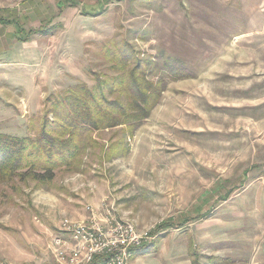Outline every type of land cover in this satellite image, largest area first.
<instances>
[{"label": "rangeland", "instance_id": "374dc122", "mask_svg": "<svg viewBox=\"0 0 264 264\" xmlns=\"http://www.w3.org/2000/svg\"><path fill=\"white\" fill-rule=\"evenodd\" d=\"M119 56L158 104L94 132L80 171L4 175L0 264H64L53 239L109 215L150 232L128 264H264V0H0V143Z\"/></svg>", "mask_w": 264, "mask_h": 264}, {"label": "trees", "instance_id": "16d2710c", "mask_svg": "<svg viewBox=\"0 0 264 264\" xmlns=\"http://www.w3.org/2000/svg\"><path fill=\"white\" fill-rule=\"evenodd\" d=\"M119 58L113 60L119 66L117 76L97 79L92 86L79 83L57 95L47 111L54 119H42L37 137H8L0 143V181L29 170L36 181L52 183L60 167L81 170L86 150L99 146L94 132L123 125L133 130L147 118L160 100V87L148 80L141 62ZM105 259L97 256L93 264Z\"/></svg>", "mask_w": 264, "mask_h": 264}, {"label": "built area", "instance_id": "2783aa9c", "mask_svg": "<svg viewBox=\"0 0 264 264\" xmlns=\"http://www.w3.org/2000/svg\"><path fill=\"white\" fill-rule=\"evenodd\" d=\"M66 232L68 236L53 239L54 252L64 264H93L97 256L106 257L101 264H128L134 250L150 239L149 230L112 215L73 225Z\"/></svg>", "mask_w": 264, "mask_h": 264}, {"label": "crops", "instance_id": "0c3cea01", "mask_svg": "<svg viewBox=\"0 0 264 264\" xmlns=\"http://www.w3.org/2000/svg\"><path fill=\"white\" fill-rule=\"evenodd\" d=\"M16 1H23V0H16Z\"/></svg>", "mask_w": 264, "mask_h": 264}]
</instances>
